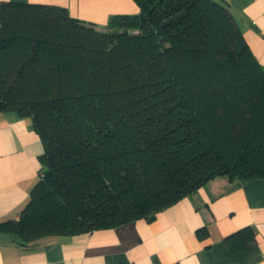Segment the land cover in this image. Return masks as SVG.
Instances as JSON below:
<instances>
[{
  "label": "trees",
  "instance_id": "trees-1",
  "mask_svg": "<svg viewBox=\"0 0 264 264\" xmlns=\"http://www.w3.org/2000/svg\"><path fill=\"white\" fill-rule=\"evenodd\" d=\"M98 27L68 8L0 0V113L30 117L44 151L20 217L49 236L152 220L219 176L264 177V66L227 0H135ZM256 241L225 238L230 254Z\"/></svg>",
  "mask_w": 264,
  "mask_h": 264
},
{
  "label": "crops",
  "instance_id": "crops-1",
  "mask_svg": "<svg viewBox=\"0 0 264 264\" xmlns=\"http://www.w3.org/2000/svg\"><path fill=\"white\" fill-rule=\"evenodd\" d=\"M68 8L73 17L107 25L136 14L135 0H16ZM264 66V0H227ZM44 151L30 117L0 113V221L19 218L37 183ZM251 226L255 243L230 254L225 238ZM0 264H264V177L219 176L160 211L112 228L49 236L31 246L0 232Z\"/></svg>",
  "mask_w": 264,
  "mask_h": 264
}]
</instances>
